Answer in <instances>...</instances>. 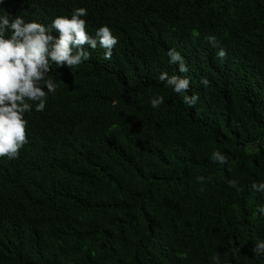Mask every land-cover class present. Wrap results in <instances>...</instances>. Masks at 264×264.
Returning a JSON list of instances; mask_svg holds the SVG:
<instances>
[{
    "label": "trees",
    "instance_id": "obj_1",
    "mask_svg": "<svg viewBox=\"0 0 264 264\" xmlns=\"http://www.w3.org/2000/svg\"><path fill=\"white\" fill-rule=\"evenodd\" d=\"M94 1L47 4L84 6L87 15L107 9L141 51L94 55L87 61L102 63L73 70L52 65L55 80L75 91L60 95L85 111L65 120L56 113L61 101L47 103L39 113L67 138L37 150L40 167L0 162V264H214L213 255L219 264H264L252 251L264 238L256 211L264 195L251 187L264 179V144L257 143L264 137V0H101V8ZM230 7L257 12L262 29L235 59L183 74L189 94H199L195 106L185 105L158 80L167 50L210 12L225 9L220 25L237 20L225 16ZM161 32L166 45L150 49ZM153 95L165 97L158 108ZM214 150L227 163L212 161Z\"/></svg>",
    "mask_w": 264,
    "mask_h": 264
},
{
    "label": "clouds",
    "instance_id": "obj_2",
    "mask_svg": "<svg viewBox=\"0 0 264 264\" xmlns=\"http://www.w3.org/2000/svg\"><path fill=\"white\" fill-rule=\"evenodd\" d=\"M55 8L53 4H47V0H0V157L15 159L26 145L27 162L34 168L40 167L42 162L33 151L32 138H28L26 119L33 110L31 102H36L34 107L37 112L45 110L49 93H55L60 87L50 75L52 65H66L73 70L94 55H103L104 59L110 60L112 56L123 54L129 47L130 51H141L128 45L132 35L121 30L116 18L109 17L107 9L87 15L88 9L84 6L73 8L65 4L64 10ZM223 11L210 12L213 17L209 19L195 20L204 22L210 30L218 32V27L213 24L217 23L215 21ZM24 12H30V16L23 15ZM225 16L238 18L235 21L226 20V24L259 31L262 29L254 25L258 19L257 12L236 13L230 7ZM166 40L165 32L158 33L150 49L159 43L166 45ZM205 40L213 47L217 46L214 34L207 35ZM221 40L224 42L226 39ZM178 48L175 45L168 48L166 66L159 68L158 80L179 94L185 105L195 106L199 94H189L191 81L183 74H187L194 64H200L201 56L221 63L227 58L228 51L222 47H218L217 51L210 50L206 43L195 40L188 41L182 47L178 45ZM230 50L238 52L241 48ZM200 83L207 86L209 80L204 76ZM149 101L153 108H158L165 97L153 95ZM257 143L264 144V137L258 138ZM29 155L33 156V161L29 160ZM210 158L214 162L227 163V156L219 150L212 151ZM205 179L203 175L197 177L200 182ZM227 183L237 191L241 190L237 179L230 178ZM251 187L264 195V179L253 181ZM256 211L264 216V203L258 204ZM252 251L264 257V238L255 241ZM210 259L214 264H219L218 256L213 255Z\"/></svg>",
    "mask_w": 264,
    "mask_h": 264
},
{
    "label": "bare ground",
    "instance_id": "obj_3",
    "mask_svg": "<svg viewBox=\"0 0 264 264\" xmlns=\"http://www.w3.org/2000/svg\"><path fill=\"white\" fill-rule=\"evenodd\" d=\"M94 5L97 8H101L105 5V3L101 1H94ZM213 25L218 27L219 29L218 32L210 30L207 26H205L204 22L194 20L192 26L187 28L181 36L177 37V42H178L177 44L182 47L186 45L188 41L195 40L199 43H206L208 48H210V50L217 51L218 47L225 48L228 51V56L225 59L226 61L228 59H235V57H237L238 55L240 56L242 54L244 41L252 38L255 34L259 32L258 30L255 29L235 26L226 23L224 25H220L219 23H214ZM209 34H214L217 37L216 47H213L205 40V37ZM221 39H226V40H224L223 42V40ZM178 45H175L177 49H179ZM234 47H239L241 48V50H239L238 52H234L233 50L229 51V49H234ZM200 60H201L200 64H203L206 68L207 67L211 68V65L213 66V68L215 66V61L210 57H205L203 55L201 56ZM84 63L89 65V67H91L102 62L85 61ZM50 75L54 78V73H50ZM58 83L60 87L64 85L61 82ZM64 86L65 87H62L61 89H59L60 87L57 89V91L55 92L57 94L56 96H49L47 98V103L53 104L57 101H61L62 102L61 106L56 111L58 116H60L62 119L65 120L75 119V115L81 114V110L85 111V108H81V109L74 108L73 106H71V104H69V101H73L71 100V96L67 97L60 95V91L62 90L69 92L70 94L75 93V91H73L71 87L66 85ZM80 98L81 97L79 96L76 100ZM31 103H33V110L32 112L28 113L30 114V116L26 119L28 121L26 125V132L28 138L29 137L32 138L33 147L34 150L36 151L35 153H37V150L39 149L43 150L49 145L58 144L59 138H67L66 133L68 131L65 128L64 129L55 128L54 118L49 116H46V118H44L41 115V113L35 110L34 104L36 102H31ZM77 120H80L81 122V117L78 118ZM79 123H77V125ZM25 152H26V145H24V147L20 150V155L17 158L8 159L6 156L0 157V162L8 168H18L27 161ZM226 264H234V262L227 261Z\"/></svg>",
    "mask_w": 264,
    "mask_h": 264
}]
</instances>
